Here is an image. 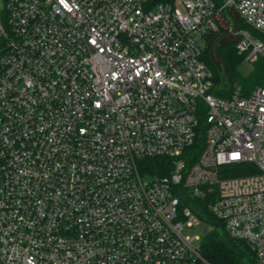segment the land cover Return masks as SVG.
<instances>
[{
    "label": "built area",
    "instance_id": "1",
    "mask_svg": "<svg viewBox=\"0 0 264 264\" xmlns=\"http://www.w3.org/2000/svg\"><path fill=\"white\" fill-rule=\"evenodd\" d=\"M228 35L264 59V0H0V264H210L199 202L264 264V88L204 60Z\"/></svg>",
    "mask_w": 264,
    "mask_h": 264
},
{
    "label": "trees",
    "instance_id": "2",
    "mask_svg": "<svg viewBox=\"0 0 264 264\" xmlns=\"http://www.w3.org/2000/svg\"><path fill=\"white\" fill-rule=\"evenodd\" d=\"M210 41L211 37L206 38L204 60L212 72L214 86L218 87L215 95L225 96L235 88H238L242 95H247L256 87L264 88V59H255L251 63V72L244 77L237 70L238 65L244 61L243 56L236 53L234 45L227 44L217 49L224 68V72H219L211 61ZM164 165L165 160L153 159L146 162L144 169L161 173ZM198 205L202 208L201 216H204L211 225V230L199 243L201 256L210 264H255L253 254L247 245L228 237L221 229V225L209 214L207 205L200 202Z\"/></svg>",
    "mask_w": 264,
    "mask_h": 264
},
{
    "label": "water",
    "instance_id": "3",
    "mask_svg": "<svg viewBox=\"0 0 264 264\" xmlns=\"http://www.w3.org/2000/svg\"><path fill=\"white\" fill-rule=\"evenodd\" d=\"M155 1H160V0H155ZM229 14L231 15L233 21L235 22L237 19L236 14L233 11H230ZM235 42H236V37L234 35H228L227 37L223 38L220 41H217L216 37L211 38V41H210V48H211L210 57H211V61L214 64L217 71L224 72L223 65H222V63L218 57V54H217V49L224 47L225 45H227L229 43H235Z\"/></svg>",
    "mask_w": 264,
    "mask_h": 264
},
{
    "label": "rangeland",
    "instance_id": "4",
    "mask_svg": "<svg viewBox=\"0 0 264 264\" xmlns=\"http://www.w3.org/2000/svg\"><path fill=\"white\" fill-rule=\"evenodd\" d=\"M152 9H154V6L151 7ZM206 44V41L204 42ZM237 70L239 72L240 75L242 76H247L251 70H252V64L242 61L238 67ZM150 177L148 175H145L142 177V182H149ZM208 229L209 227L203 224H200L198 227H193V228H186L184 229V233L186 235H196L199 236L200 238H202L206 233H208Z\"/></svg>",
    "mask_w": 264,
    "mask_h": 264
}]
</instances>
